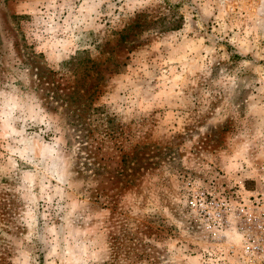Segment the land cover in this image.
Listing matches in <instances>:
<instances>
[{
    "label": "rangeland",
    "instance_id": "obj_1",
    "mask_svg": "<svg viewBox=\"0 0 264 264\" xmlns=\"http://www.w3.org/2000/svg\"><path fill=\"white\" fill-rule=\"evenodd\" d=\"M263 212L264 0H0V264H258Z\"/></svg>",
    "mask_w": 264,
    "mask_h": 264
},
{
    "label": "built area",
    "instance_id": "obj_2",
    "mask_svg": "<svg viewBox=\"0 0 264 264\" xmlns=\"http://www.w3.org/2000/svg\"><path fill=\"white\" fill-rule=\"evenodd\" d=\"M219 213V212H218ZM263 216V217H262ZM255 235L246 240L244 251L250 259L264 264V212L260 216Z\"/></svg>",
    "mask_w": 264,
    "mask_h": 264
}]
</instances>
